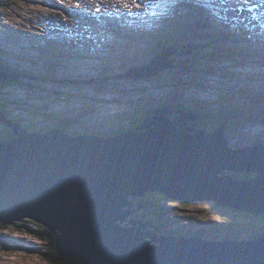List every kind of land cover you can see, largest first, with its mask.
<instances>
[{
	"label": "rangeland",
	"instance_id": "obj_1",
	"mask_svg": "<svg viewBox=\"0 0 264 264\" xmlns=\"http://www.w3.org/2000/svg\"><path fill=\"white\" fill-rule=\"evenodd\" d=\"M157 38L176 42V67L138 79L162 52L147 49ZM263 47L264 0H0V70L21 76L0 80V108L32 131L112 136L132 131L146 110L186 106L214 117L200 127L223 124L231 145L246 148L264 139ZM146 199L158 206L141 216L165 234L242 238L264 225L240 226L245 216L212 202ZM26 220L0 224V264H82L60 260L41 225Z\"/></svg>",
	"mask_w": 264,
	"mask_h": 264
},
{
	"label": "water",
	"instance_id": "obj_2",
	"mask_svg": "<svg viewBox=\"0 0 264 264\" xmlns=\"http://www.w3.org/2000/svg\"><path fill=\"white\" fill-rule=\"evenodd\" d=\"M177 52L166 48L136 78L175 68ZM11 76L17 74L0 70V80ZM172 112L151 110L140 127L111 137L32 131L0 113L16 135L0 141V224L26 227L20 224L32 220L54 235V255L82 264H264V236L188 238L132 219V199L148 193L264 214V145L234 149L227 126L209 131L198 126L202 114ZM229 172L258 176L244 181Z\"/></svg>",
	"mask_w": 264,
	"mask_h": 264
},
{
	"label": "flooded vegetation",
	"instance_id": "obj_3",
	"mask_svg": "<svg viewBox=\"0 0 264 264\" xmlns=\"http://www.w3.org/2000/svg\"><path fill=\"white\" fill-rule=\"evenodd\" d=\"M175 44H176V42L173 39L157 38L152 43H149V46L147 47V49H151L154 52H161L164 48H166L168 46H174ZM148 111L149 110H146L144 115L137 118L136 123H137V121L143 120L146 116H148L149 115ZM171 114L176 115L175 112H173ZM206 121H214V117L203 115V117L201 119H199L197 122L198 126H200L201 124H205ZM256 176H257V174H256ZM144 199H146V198H138V199L134 198V199H132L134 202L141 204L140 208H138L137 205L134 206L133 209L135 210V212L132 215V219L146 220L141 216V211H144V213L147 214L152 209L153 206L149 210V206L143 202ZM139 201H140V203H139ZM214 204L217 205L216 203H214ZM217 206H219V205H217ZM235 211L238 213V215H243L241 213H244V212H240L237 210H235ZM243 216H245V215H243ZM245 217L246 218H244V219L242 218V221L240 220L241 223H239V222H236V223L239 224L240 226L242 223H244L245 226H247L248 225L247 220L256 219V218H264V214H251V215H248ZM25 222H29V221H25ZM247 230H248V234L246 236L242 237L243 240H254V239H257V238L264 236V225H259V226L258 225H251L250 226L249 225ZM53 237H54V235L51 234V239ZM52 241H53V239H52Z\"/></svg>",
	"mask_w": 264,
	"mask_h": 264
},
{
	"label": "trees",
	"instance_id": "obj_4",
	"mask_svg": "<svg viewBox=\"0 0 264 264\" xmlns=\"http://www.w3.org/2000/svg\"><path fill=\"white\" fill-rule=\"evenodd\" d=\"M166 48H168V47H166ZM166 48H164L162 51H164ZM263 50H264V48H263ZM150 53V52H149ZM0 69H2L1 67H0ZM12 71H13V69H11ZM7 71H8V69H7ZM14 72V71H13ZM28 74H30V73H28ZM21 78V76H19L18 75V77H17V79H20ZM180 105H182V104H180ZM165 106H167L166 104H164V105H162V106H160V107H165ZM183 106V105H182ZM181 106V107H182ZM185 108H186V106H184ZM0 111H2V112H4L5 113V115H6V118L8 119V120H10V119H13L14 117L13 116H11L7 111H5L4 109H2V108H0ZM16 121V123L17 124H19V125H22V123H21V120L20 119H18L16 116H15V118H14ZM143 121H144V119L143 120H139V121H137V123L135 124V128L133 129V130H135V129H137L138 127H140L142 124H143ZM223 124H219L218 126H217V124H216V126H217V128H220L221 126H222ZM3 126V125H2ZM6 128H7V132L3 135L4 136V141L5 142H9V141H13V140H15V138H16V135H15V132L12 130V129H10L9 127H7V126H5ZM127 131L126 130H121V131H119V133L120 134H122V133H126ZM232 176H234V177H237L238 179H242V180H252V179H255L257 176H258V174L257 173H255V172H238V173H235V172H229ZM242 173H245V175L244 174H242ZM256 174H257V176H256ZM149 194H151V193H148L147 194V196L149 195ZM165 198H167V197H165ZM167 199H169V198H167ZM143 202L145 203V204H147L148 206H149V210L151 209V207L152 206H158L156 203H155V201H153V200H150V201H148L147 199H144L143 200ZM139 203H140V201H139ZM186 204V203H185ZM153 213H155V214H159V212H158V210H153L152 211ZM241 212V211H240ZM241 214H243V215H245V216H248V215H251V214H253V213H250L249 211H246V212H244V213H241ZM35 225H36V223H35ZM36 226H38V225H36ZM39 227V226H38ZM42 227V231H39L41 234H48L49 235V237L51 238V234H52V232H50L48 229H46L45 227H43V226H41ZM165 230V228H161L160 229V232L161 233H163V231ZM203 234H204V232H202ZM163 234H165V233H163ZM181 234H183L182 232H169L167 235H176V236H178V235H181ZM196 235V234H195ZM198 235H200V236H202V237H204L203 235H201V234H198ZM204 235H206V234H204ZM204 238H206V237H204ZM53 239V242H54V240H55V237H53L52 238ZM51 239V240H52ZM206 239H209V238H206ZM209 240H218V241H238V240H243L242 238H237L236 236H229V237H223V238H217V239H209ZM60 260H64L65 258L64 257H61V256H57ZM80 263H81V261H79Z\"/></svg>",
	"mask_w": 264,
	"mask_h": 264
},
{
	"label": "bare ground",
	"instance_id": "obj_5",
	"mask_svg": "<svg viewBox=\"0 0 264 264\" xmlns=\"http://www.w3.org/2000/svg\"><path fill=\"white\" fill-rule=\"evenodd\" d=\"M149 3H150V2H149ZM132 7H133V6H132ZM132 7H131V8H132ZM139 8H140V7H139ZM132 9H133V8H132ZM129 10H130V9H129ZM35 43H36V42H35ZM38 46H39V45H38ZM69 54H73V53H69ZM105 56H106V55L103 56V55L100 53V57H105ZM103 68H104V67H103ZM8 78H9V77H8ZM4 80H6V79H4ZM160 85H161V84H160ZM168 85H169V84H168ZM163 86H164V85H163ZM160 88H161V87H160ZM158 89H159V88H158ZM156 90H157V89H156ZM159 90H160V89H159ZM165 90H166V89H165ZM192 90H194V89H192ZM145 91H147V90H145ZM154 91H155V90H154ZM188 91H189V90H188ZM164 92H165V91H164ZM166 92H167V90H166ZM191 92H192V91H191ZM158 93H159V92H158ZM161 94H163V93H161ZM0 113L3 114V116H4L5 119H7V118H6V115H5L4 112L0 111ZM55 114H56V113H55ZM171 117H172V116H171ZM172 118H173V117H172ZM7 120H8V119H7ZM133 128H134V127H133ZM132 130H133V129H132ZM229 139H230V138H229ZM170 210H171V209H170ZM176 211H177V210H176ZM178 211H179V210H178ZM169 213H170V212H169ZM172 213H173V212H172ZM209 236H210V235H209ZM220 236H221V235H220ZM25 240H26V239H25Z\"/></svg>",
	"mask_w": 264,
	"mask_h": 264
},
{
	"label": "clouds",
	"instance_id": "obj_6",
	"mask_svg": "<svg viewBox=\"0 0 264 264\" xmlns=\"http://www.w3.org/2000/svg\"><path fill=\"white\" fill-rule=\"evenodd\" d=\"M0 124H2V123H0ZM3 125H5V124H3ZM7 126V125H6ZM8 127V126H7ZM127 132H131V131H127ZM126 132V133H127ZM120 133H117V134H115V135H119ZM115 135H112V136H115ZM97 136H101V137H111V136H106V135H97ZM2 140H4V139H1L0 141H2ZM166 197V196H165ZM168 198V197H167ZM166 198V199H167ZM168 200H170V199H168ZM170 201H172V200H170ZM178 236H183V235H178ZM261 238V237H260ZM257 239H259V238H257ZM255 240V239H254ZM242 241H245V240H242Z\"/></svg>",
	"mask_w": 264,
	"mask_h": 264
}]
</instances>
